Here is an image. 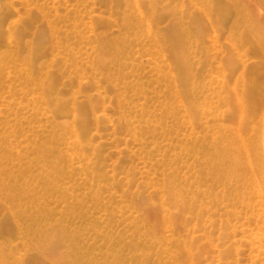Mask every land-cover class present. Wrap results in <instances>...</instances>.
I'll return each instance as SVG.
<instances>
[{"label":"rangeland","instance_id":"obj_1","mask_svg":"<svg viewBox=\"0 0 264 264\" xmlns=\"http://www.w3.org/2000/svg\"><path fill=\"white\" fill-rule=\"evenodd\" d=\"M263 96L264 0H0L6 263L264 264Z\"/></svg>","mask_w":264,"mask_h":264},{"label":"bare ground","instance_id":"obj_2","mask_svg":"<svg viewBox=\"0 0 264 264\" xmlns=\"http://www.w3.org/2000/svg\"><path fill=\"white\" fill-rule=\"evenodd\" d=\"M136 6H138V8L141 9L140 7V4L137 3ZM262 52V51H261ZM52 94V93H51ZM53 95V94H52ZM64 96V95H63ZM66 96V95H65ZM264 97V96H263ZM65 98V97H64ZM52 100L55 99L53 96L51 98ZM56 100V99H55ZM61 101V100H60ZM62 102V101H61ZM67 102H69V98L67 97ZM62 104V103H61ZM64 104V103H63ZM71 105H75L74 106V111H72L71 115H72V118L76 121L75 124L73 125H80V126H85L87 125L86 124V120L80 116V111H81V107H78L77 108V103L72 99V102H71ZM264 105V103H263ZM257 122L259 125H254L253 127V132H255L256 134V140H257V143H258V148H259V154H260V158L258 159L259 160V165L260 167L264 166V106L263 108L259 111V114L257 116ZM74 121V122H75ZM74 131L76 132V129L74 127ZM86 133L83 134V131L81 133H79L76 137V134L74 133L73 134V137L76 138L78 140L79 143L80 142V138L82 135H85ZM263 169V168H261ZM3 190V187L2 185L0 186V193L1 191ZM261 192V190H260ZM263 194H264V191H263ZM6 258L4 257V255L0 252V264H7L6 263Z\"/></svg>","mask_w":264,"mask_h":264}]
</instances>
